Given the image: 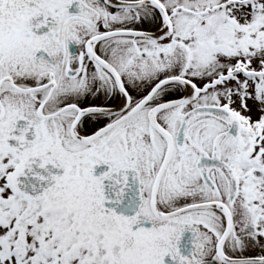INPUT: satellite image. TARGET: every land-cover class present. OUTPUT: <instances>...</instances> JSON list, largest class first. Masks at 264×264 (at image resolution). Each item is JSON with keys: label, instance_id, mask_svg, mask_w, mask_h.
I'll use <instances>...</instances> for the list:
<instances>
[{"label": "snow or ice", "instance_id": "snow-or-ice-1", "mask_svg": "<svg viewBox=\"0 0 264 264\" xmlns=\"http://www.w3.org/2000/svg\"><path fill=\"white\" fill-rule=\"evenodd\" d=\"M0 264H264V0H0Z\"/></svg>", "mask_w": 264, "mask_h": 264}, {"label": "flooded vegetation", "instance_id": "flooded-vegetation-1", "mask_svg": "<svg viewBox=\"0 0 264 264\" xmlns=\"http://www.w3.org/2000/svg\"><path fill=\"white\" fill-rule=\"evenodd\" d=\"M190 235H191L190 233H185V238H187ZM166 259H168V258H166Z\"/></svg>", "mask_w": 264, "mask_h": 264}, {"label": "water", "instance_id": "water-1", "mask_svg": "<svg viewBox=\"0 0 264 264\" xmlns=\"http://www.w3.org/2000/svg\"><path fill=\"white\" fill-rule=\"evenodd\" d=\"M167 260V259H166Z\"/></svg>", "mask_w": 264, "mask_h": 264}]
</instances>
